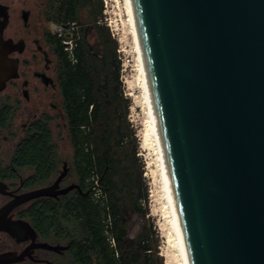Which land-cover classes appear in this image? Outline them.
Segmentation results:
<instances>
[{"label":"water","instance_id":"obj_1","mask_svg":"<svg viewBox=\"0 0 264 264\" xmlns=\"http://www.w3.org/2000/svg\"><path fill=\"white\" fill-rule=\"evenodd\" d=\"M134 3L192 264H264V0Z\"/></svg>","mask_w":264,"mask_h":264},{"label":"trees","instance_id":"obj_2","mask_svg":"<svg viewBox=\"0 0 264 264\" xmlns=\"http://www.w3.org/2000/svg\"><path fill=\"white\" fill-rule=\"evenodd\" d=\"M84 8L93 17L99 46L89 43L83 24L71 56L63 36L48 31L60 61V88L73 146L65 181L79 186L59 197L40 198L25 213L45 234L67 238L71 264H166L148 215L149 183L129 117L131 97L125 93L119 41L101 21L105 2L50 0L46 18L80 23ZM13 164L35 168L30 183L42 184L61 172L62 156L44 117L35 120L18 142ZM96 180L99 196L93 187ZM110 235L115 236L116 247Z\"/></svg>","mask_w":264,"mask_h":264},{"label":"flooded vegetation","instance_id":"obj_3","mask_svg":"<svg viewBox=\"0 0 264 264\" xmlns=\"http://www.w3.org/2000/svg\"><path fill=\"white\" fill-rule=\"evenodd\" d=\"M49 3L50 0H0V134H5L8 141L23 139L40 117L52 128L55 117L65 114L60 61L48 31L59 33L52 26L57 21L46 18ZM16 146L8 158V151L0 143V210L18 200L21 194L50 185L58 177L42 184L30 183L28 177L35 168H17L13 164ZM66 176L60 188L70 184L66 183ZM50 196L53 195L19 202L9 211L8 216L17 223V229L16 233L0 229V264L71 263L67 238L45 234L25 213L30 204ZM24 220L30 225H23Z\"/></svg>","mask_w":264,"mask_h":264},{"label":"rangeland","instance_id":"obj_4","mask_svg":"<svg viewBox=\"0 0 264 264\" xmlns=\"http://www.w3.org/2000/svg\"><path fill=\"white\" fill-rule=\"evenodd\" d=\"M104 2L105 10L102 15V22L110 26L113 36L119 41V52L122 58V78L124 80L125 93L131 97L129 117L137 130L140 142L139 153L141 155V159L145 162L144 174L146 176V181L149 183L150 190V212L148 214L150 222L159 234V249L160 253L164 256L165 263L180 264L179 259L175 256L177 249L174 248L173 242H171V237H169L170 222L168 213L166 212V198L164 196L165 191L162 184L163 181L160 177L161 171L157 161L158 154L156 144L153 142L151 137L147 135L150 115L140 86L133 35L130 32L128 23H126L127 15L125 13V1L104 0ZM80 16V23H76L77 31L81 25H87L86 37L89 43L93 47L99 46L97 33L93 26V17L90 15L88 9L84 8ZM52 26L55 28V23H53ZM52 128L54 139L58 144L59 152L62 156L61 170L64 168L65 161L68 162L70 169L71 161L73 159V146L70 140L66 115L64 114L63 116L59 113L53 120ZM4 135L5 134L3 133L0 134V143L6 148V151H8L7 157L9 158V154L13 152L14 147L20 138L8 141L5 139ZM74 178L75 175L73 174L67 181L69 182ZM94 190L95 192L97 191L96 195L99 193L102 195L101 190ZM169 252L172 253V257H170Z\"/></svg>","mask_w":264,"mask_h":264},{"label":"bare ground","instance_id":"obj_5","mask_svg":"<svg viewBox=\"0 0 264 264\" xmlns=\"http://www.w3.org/2000/svg\"><path fill=\"white\" fill-rule=\"evenodd\" d=\"M125 1V13L127 15L126 23L129 25L130 32L133 35L135 43V52L137 65L139 70V81L142 92L144 94L145 102L149 112V128L147 135L151 137L157 148V161L161 171V179L164 188V196L166 198V212L169 217V237L173 242L174 248L177 249L175 253L176 258L179 259L180 264H192L186 234L181 217L180 207L174 181L171 173L170 163L168 159L167 149L160 125V117L156 107L153 87L149 74V67L146 59V53L142 42L140 27L138 23L136 8L134 0ZM124 20V21H125ZM128 21V22H127ZM123 22V21H122ZM124 23V22H123ZM147 136V137H148ZM148 139V138H146ZM170 257L172 253H170ZM171 259V258H169Z\"/></svg>","mask_w":264,"mask_h":264},{"label":"built area","instance_id":"obj_6","mask_svg":"<svg viewBox=\"0 0 264 264\" xmlns=\"http://www.w3.org/2000/svg\"><path fill=\"white\" fill-rule=\"evenodd\" d=\"M101 17V21H102ZM76 21L73 22H57L55 23V30L59 33V35L63 36V42L65 44V48L69 51L70 55H74V48L76 45V33L78 32L76 29ZM94 189H100L99 181L96 180L95 185L93 186ZM97 193V191H96ZM109 239L111 244L116 247L117 241L114 235H110Z\"/></svg>","mask_w":264,"mask_h":264}]
</instances>
